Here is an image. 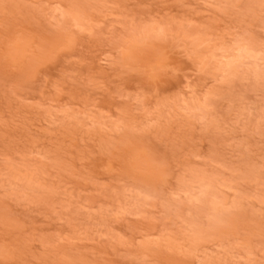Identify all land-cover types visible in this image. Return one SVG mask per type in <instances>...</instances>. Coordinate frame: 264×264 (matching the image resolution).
Listing matches in <instances>:
<instances>
[{
    "label": "rangeland",
    "instance_id": "374dc122",
    "mask_svg": "<svg viewBox=\"0 0 264 264\" xmlns=\"http://www.w3.org/2000/svg\"><path fill=\"white\" fill-rule=\"evenodd\" d=\"M0 264H264V0H0Z\"/></svg>",
    "mask_w": 264,
    "mask_h": 264
}]
</instances>
